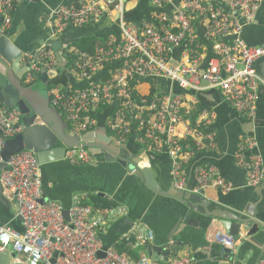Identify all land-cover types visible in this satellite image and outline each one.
Returning <instances> with one entry per match:
<instances>
[{
	"label": "built area",
	"instance_id": "1",
	"mask_svg": "<svg viewBox=\"0 0 264 264\" xmlns=\"http://www.w3.org/2000/svg\"><path fill=\"white\" fill-rule=\"evenodd\" d=\"M22 1L30 0H0V33L11 25L15 6ZM127 1L79 0L50 9L45 17L50 34L35 48L34 62L25 81L34 82L40 73L57 65L50 46L57 34L71 26L89 25L103 12L119 15L118 30L108 33L91 52H72L73 62L66 65L67 71L75 81L85 84L54 86L50 105L68 124V131L82 136L97 129L98 115L113 104L105 126L119 147L128 141L131 124L135 141L145 151L160 153L165 135L172 158L173 188L185 191L184 168L193 151L219 150L215 132L210 128L216 115L212 108L199 109L196 95L173 92L172 84L186 91L218 89L241 118L252 121L257 88L264 84L254 63L264 57V44L247 45L241 34L243 28L254 24L264 0H150L151 11L138 23L123 20ZM176 49H180L178 57L174 54ZM30 57L24 53L22 61ZM94 76L97 81L89 83ZM162 79L170 80L168 91L161 85ZM19 121L18 111L7 109L0 102V163L3 137L12 138L21 132L22 127L16 126ZM257 147L256 138L246 136L239 140L235 152L237 165L247 171L246 185L252 187L264 181L263 158L251 153ZM65 158L71 164L92 160L84 146L67 150ZM6 164L8 169L0 173V183L3 195L16 201L22 231L0 227V251L11 246L23 264H194L189 254L158 262L148 255L133 260L114 245L100 257L102 242L96 231H105L107 224L124 215V205L116 204L99 214L84 203L86 193L76 195L66 221L60 203H40L43 183L39 162L31 150L12 155ZM193 180L191 192H203V203L208 200L205 189L216 188L225 193L234 189L217 175L213 164L194 166ZM142 226L134 223L121 239L126 236L151 240L152 233ZM214 241L223 249L233 250L235 246L232 237L223 231L214 233ZM258 264H264V254Z\"/></svg>",
	"mask_w": 264,
	"mask_h": 264
},
{
	"label": "water",
	"instance_id": "2",
	"mask_svg": "<svg viewBox=\"0 0 264 264\" xmlns=\"http://www.w3.org/2000/svg\"><path fill=\"white\" fill-rule=\"evenodd\" d=\"M72 0H30L27 4L36 5L42 3L48 12L61 5H67ZM137 5L134 9L125 11L123 14L124 21L138 23L146 18L145 14L150 10L144 5ZM26 1H22L19 7H23ZM40 7L41 4H40ZM226 10H229L226 7ZM106 13L103 12V15ZM96 21L91 24H96ZM115 22L119 23V15L116 16ZM2 19H0V25ZM21 24L20 18L14 14L10 27L0 33V102L7 109H14L20 114V121L16 126H21L22 131L14 137L4 139V145L1 150L2 162L0 163V173L7 170L6 162L8 159L22 151L23 149L31 150L40 167V176L42 183L45 185V192L40 199V203L48 201H57L62 206V215L66 221H69V208L72 205L73 198L76 195L95 192L98 196L107 195L114 199L115 203L122 204L126 207L127 212L119 216L110 224L106 225L105 231H96L97 237L102 242V249L98 253L100 257L105 256V251L116 244L124 235H126L134 223H140L150 228V222L153 219L154 203L150 202L147 191L164 197H173L180 201L182 206L172 215L170 221L164 226L157 227L152 231L151 247L148 254L151 259L158 262L162 256L164 261L169 260L173 251V256H177L178 251L188 250L192 255V260L199 259L205 255L215 258L219 255V262L232 264L226 257L232 253L229 249H219L205 242L201 238V233L205 234L204 227L197 220L199 214L210 219L217 218L223 229L232 237L236 244H241L240 232L245 237H249L264 231V226L256 220V213L251 210L249 204L246 207L229 211H220L219 213H210L207 211V205L203 203L202 193L195 194L190 191H177L173 187L167 186L168 177L171 180L170 168L172 158L167 152L166 136H163V148L158 154L151 151H145L135 141V131L131 124L130 137L123 147L115 144L114 140L107 134L105 120L113 109V104L104 109L98 115L97 129L89 131L82 136L73 135L68 131V124L60 117L58 111L50 106L47 102H37V98L42 93L48 91L44 87L52 85L53 80L59 75L58 69H63V74L72 86H81L84 81L76 83L74 76L65 70L66 64H61L62 49H69L73 43L71 37L80 26H71L66 33L59 34L56 39L50 41L51 49L56 58L57 65L39 74L37 80L30 83L24 82V76L32 62L33 54L37 44V38L44 34L39 31L35 21L30 19L24 23L22 31H19ZM90 24V25H91ZM242 38L247 45L264 44V8L262 7L256 15L254 24L243 28ZM80 38L76 39L78 42ZM74 42V43H75ZM24 53L32 55L25 62L22 61ZM70 53H67L65 58ZM256 72L264 78V57H261L254 63ZM98 79L94 76L89 83H94ZM40 84L42 88L35 87ZM205 82H203V85ZM161 85L165 91L169 90L170 80L162 79ZM173 92L189 93L196 95L199 101V109L212 108L217 120L224 110H229L243 122L247 124L246 128L239 134V140L246 136H254L258 141V135L264 126L262 121V106L264 103V84H259L257 88L256 111L252 121L246 122L237 112L232 109L227 102L222 99L218 89L203 91L183 90L176 83L172 84ZM216 122L210 126L215 131ZM1 134V132H0ZM84 146L90 153L92 160L83 164H71L66 158L65 153L69 149ZM143 152L148 160V166L143 165L137 154ZM236 149L232 153L235 156ZM251 153H258L262 156L260 144L253 149ZM210 155L214 159L219 154L214 152H197V155ZM249 154V153H247ZM165 157L167 160H165ZM263 158V156H262ZM234 159V158H233ZM264 161V159H263ZM197 164H213L214 161L203 162L196 158L190 165L191 172ZM217 175L219 173L217 172ZM264 186V181L261 182ZM224 194L221 191L218 201L228 205L225 201L227 197L242 189H251L252 186H246L242 189ZM15 200H8L3 195V189L0 183V227L9 225L16 231L21 228V218L14 215L13 205ZM153 205V206H151ZM157 226V225H156ZM243 238V237H242ZM264 254V247L260 251V256ZM57 253H54V257ZM16 253L9 248L0 251V264H12L9 262ZM9 257V258H8ZM54 258H52V262Z\"/></svg>",
	"mask_w": 264,
	"mask_h": 264
},
{
	"label": "crops",
	"instance_id": "3",
	"mask_svg": "<svg viewBox=\"0 0 264 264\" xmlns=\"http://www.w3.org/2000/svg\"><path fill=\"white\" fill-rule=\"evenodd\" d=\"M73 1L74 0H72L71 2ZM78 1L79 0H76L74 1V3ZM145 2L146 4L148 3L149 5L150 0H147ZM19 4L20 3H17V5L15 6V11L13 13V16L14 14H16L20 18L21 24L19 25V31L23 30L24 23L29 21L30 19L35 21V25L37 26L39 31H43V30L45 31L44 34H42L41 36L37 38V44L35 46L36 48L39 46L40 42L44 40L46 37H48L50 34V30L45 24V17L47 15V11L45 10L46 8L43 6L42 3H39V2H37L36 5H29V6L27 4H30V3L26 2L24 6L21 8L19 7ZM40 4L42 7H40ZM136 6H133L129 8L128 10L134 9ZM262 7L264 8V3ZM105 13H106L105 15H102L101 17L97 19V21L95 22L96 24L80 26V28H78V30L75 31L74 35L71 37L73 43L70 44V48L72 44L76 43L75 41L78 38H80L79 41L82 40L83 38H87V39H90L91 41L102 42L104 41L108 33L117 31L118 24L115 22L117 14L109 15V13L107 12ZM109 17L111 21H106ZM69 30H70V27L66 29L63 33H66ZM63 33H59V34H63ZM59 34H57L54 37V39H56ZM70 48L68 50L62 49V51H60V54L62 57L61 64L63 63L66 65L70 64L68 63L69 58H72L73 56L70 52ZM67 53H70V55L65 58L64 56H66ZM179 53H180V49H176L174 51V54L176 57L179 56ZM66 65H65V70L67 71ZM58 70H59V74L64 75L63 69L61 70L58 69ZM24 82L27 83L25 81V76H24ZM75 82L78 83L77 81ZM66 83L71 85L69 81L67 80H66ZM66 83L61 84V85H65ZM35 87L42 88V86L39 83L35 85ZM49 87L48 88L44 87L45 89H47L48 93L47 94L42 93L41 95H39L37 98V102H47L50 104L51 89L55 87H52V86L51 88ZM108 117L109 115L107 116V118ZM261 118L264 123V103L262 106V117ZM106 120H105V124H106ZM215 122H216L215 128H217L218 130L215 129V131L214 130L213 131L215 132L219 150L215 151L214 153L219 154V156H217L214 159L212 156L206 155V154L199 156L197 155L196 151H193V155H192L191 160L189 161V164L186 165L184 168V173H185L186 181H187V186H186L187 189L185 191L191 192V188L194 185L193 171L191 172L190 165L192 161L195 160L196 158H198V160L200 161L207 162V163L209 161L215 160V166L217 167V172L219 173V175L223 177L225 180H227L228 182H230L233 187L234 186L237 187L236 189H242L247 186L246 185L247 171L245 168L237 165L235 156L233 157L232 155L234 150L237 148V138L239 137V134L243 131V128L247 127V124H243V122L237 119L234 113H232L229 110H224L221 113V115L218 117V120H217V117H215ZM246 122H249V121H246ZM106 132L108 131L106 130ZM258 138H259L258 141L260 144L261 153L264 159V126L262 128V131H260ZM203 152H212V151H203ZM203 152H199V153H203ZM137 155L141 158V161L144 165H148L147 157L145 156L143 152H139V154ZM165 160H167L166 157H165ZM261 184L262 183H260L259 185L253 186L251 189L239 190L235 192L234 194L230 195L229 197L225 199L228 205L222 204L218 201V198H219L218 196H220L219 191H221L220 189H216V188L205 189L204 193L206 197L208 198L207 202L205 203V205H207V211H209L210 213H215V214L219 213L220 211L233 212L232 210L238 209L236 207H239V209H242L246 207L247 204H249L251 210L256 213V220L259 223H261V225L264 226V186H262ZM167 186L169 188L173 187L169 177H168ZM208 190H210L212 194H209ZM44 192H45V185L43 184V194ZM222 193L226 194L225 192H222ZM95 194H96L95 192H91L89 196L88 195L83 196L84 201L87 199H90V196L91 195L94 196ZM147 194L150 197V202L154 203V207H153L154 213H153V219L150 222L151 230L148 229L146 226H142V227L152 233V231L157 230V227L162 228L161 226H164L165 224H167L170 221L172 215L182 206V204L180 203L178 199L173 198V197L158 196L149 191H147ZM104 197H109V196L104 195ZM13 211H14V215H17L16 204L13 205ZM197 220L199 221L201 226L204 227L205 234L201 233V238L205 242L210 243L214 249H219L220 244L214 241V233L216 231H223L226 234L228 233L223 229L222 225L218 222L217 218L213 219L212 222L214 223L210 224L209 218L204 217L203 215L199 214L197 216ZM5 226H9V225L5 224ZM19 231H22V225ZM125 237L124 239H120L118 242H123V243L127 242L129 244L131 238H135V237H128V238H125ZM239 237L240 239H243L242 240L243 242L241 244L235 243L234 249L231 250L232 253H230L226 258L229 261H231L232 264H258L260 260V259L258 260L260 251L264 247V231L259 230V232L249 237H245L244 233L240 232ZM150 243H151V240L144 241V240L136 239V241L132 245L129 246L128 250L125 253H127L129 257L133 260L138 259L142 255L150 256L148 254V250L151 247ZM8 248L11 250V252L14 251L11 246H9ZM173 253L174 252L172 251L169 256V259L175 258L173 256ZM185 254H189L192 257V255L186 249L182 251H178L176 257L182 256ZM219 257H220V253L215 258L203 255L199 257V259H196L194 264H224L222 262H219ZM11 261H12V264H23L22 262L17 260V255L13 259L12 257H10L9 262ZM159 261H164L163 256Z\"/></svg>",
	"mask_w": 264,
	"mask_h": 264
},
{
	"label": "trees",
	"instance_id": "4",
	"mask_svg": "<svg viewBox=\"0 0 264 264\" xmlns=\"http://www.w3.org/2000/svg\"><path fill=\"white\" fill-rule=\"evenodd\" d=\"M74 1H76V0H74ZM74 1L70 2V3H74ZM143 2H144V0H139L138 5H142ZM145 7L147 9H150L145 14V16H146V15H148V13L151 11L152 8L148 5V3L146 5H144V8ZM102 42L91 41L90 39L83 38L79 42H76L74 45L76 46L77 49L84 50L87 52H91L97 44H100ZM64 83H66V78L62 74H59L52 82V84L54 86H57L59 84H64ZM190 146H192V145L190 144ZM89 194L86 193V195H88V196H89ZM84 203L92 206L94 212L99 213V214L104 213V211H106L109 208L114 207L117 204V203H115L114 199H112L110 197L98 196L97 194H95L94 196L91 195L90 199L85 200ZM135 241H136L135 238H131L129 244L127 242H124V243L118 242L114 245V247L117 249L118 252L125 253L128 250L129 246L132 245Z\"/></svg>",
	"mask_w": 264,
	"mask_h": 264
},
{
	"label": "rangeland",
	"instance_id": "5",
	"mask_svg": "<svg viewBox=\"0 0 264 264\" xmlns=\"http://www.w3.org/2000/svg\"><path fill=\"white\" fill-rule=\"evenodd\" d=\"M138 2H139V0H128L127 3H126V6H127V8L129 9V8H131V7H133V6H136V5L138 4ZM106 21H111V20H110V17H109ZM102 29H103V28H102ZM75 49H77L76 46H75L74 44H72V45H71V48H70V52H71V54H72V52H74ZM72 60H73L72 58H69V62H68V63H72V62H73ZM68 65H69V64H68ZM51 86L54 87L53 84H52ZM51 86H50L49 88H51ZM208 193H209V194H212V192H211L210 190H208ZM102 214H105V211H104V213H102ZM178 257H180V256H178Z\"/></svg>",
	"mask_w": 264,
	"mask_h": 264
}]
</instances>
